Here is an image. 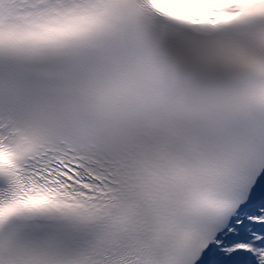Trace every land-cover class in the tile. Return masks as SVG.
<instances>
[{
	"label": "snow or ice",
	"instance_id": "6c2138e0",
	"mask_svg": "<svg viewBox=\"0 0 264 264\" xmlns=\"http://www.w3.org/2000/svg\"><path fill=\"white\" fill-rule=\"evenodd\" d=\"M0 264H264V0H0Z\"/></svg>",
	"mask_w": 264,
	"mask_h": 264
}]
</instances>
